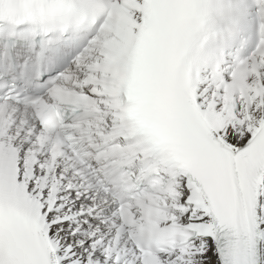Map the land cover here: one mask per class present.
<instances>
[{
    "label": "snow or ice",
    "instance_id": "snow-or-ice-1",
    "mask_svg": "<svg viewBox=\"0 0 264 264\" xmlns=\"http://www.w3.org/2000/svg\"><path fill=\"white\" fill-rule=\"evenodd\" d=\"M0 264H264V0H0Z\"/></svg>",
    "mask_w": 264,
    "mask_h": 264
}]
</instances>
